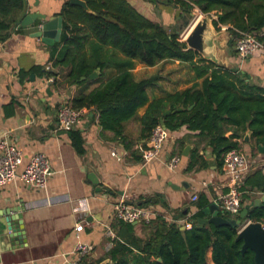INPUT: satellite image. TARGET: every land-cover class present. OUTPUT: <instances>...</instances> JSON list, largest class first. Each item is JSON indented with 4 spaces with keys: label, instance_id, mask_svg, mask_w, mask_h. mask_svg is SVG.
Returning a JSON list of instances; mask_svg holds the SVG:
<instances>
[{
    "label": "crops",
    "instance_id": "1",
    "mask_svg": "<svg viewBox=\"0 0 264 264\" xmlns=\"http://www.w3.org/2000/svg\"><path fill=\"white\" fill-rule=\"evenodd\" d=\"M64 1L25 0L23 16L32 13L43 14L46 19L61 16L59 13ZM128 1L135 9L167 29L183 25L181 11L163 4L162 0ZM192 11L197 15V8ZM41 22L35 20L33 28L18 25L22 30L12 31L0 43V139L13 141L22 151L19 172L35 153H43L51 168L44 189L29 186L18 178L0 187V264H60L73 260L76 223L83 225L79 239L91 246L93 258L104 256L115 240L113 207L120 200H125L129 205L147 207L149 220L155 215H162L167 220L178 222L185 221L197 211V200L192 199L194 195L206 194L209 202L204 208L211 203L217 204L221 194L226 191V176L208 138L198 131L186 126L168 131L157 158L143 165L142 150L147 141L138 139V135L141 126L139 118L144 114L146 105L138 110L137 118L124 124L125 133L132 142L130 150H126L112 132L102 130L95 109L84 110L83 121L77 127L83 139L84 151H76L69 135L58 127V105L79 93L90 92L120 70L114 66L97 68L96 77L89 79V82L55 88L45 79L43 70L51 59V47L58 42L49 46L33 36ZM185 31L181 34L182 38ZM226 42L225 32L222 44ZM85 51L92 56L89 46L85 47ZM117 56L123 57L121 54ZM263 56L264 50H258L245 61H240L238 57L235 60L227 48L218 53L222 63H231L240 69L248 65L256 72L257 63ZM165 65L175 68L165 75L162 70ZM130 72L136 81L155 75L159 77L156 83L147 87L149 100L161 97L166 92L185 90L195 82L192 73L179 61L161 62L151 67L135 61ZM64 73H60L61 80ZM230 134L228 132L226 136ZM247 134L249 137L245 140ZM238 142L239 149L247 156L248 173L264 165V158L257 155V147H253L254 141L249 132ZM194 152L200 156V161L206 162L205 168L196 170V166L187 170ZM174 156L179 161L173 169H169L167 163ZM89 173L96 176L95 185L90 182ZM20 213L26 244L14 248L9 240V224ZM203 214L204 218L210 216ZM140 222L137 221L135 225L137 235H141ZM188 224L184 226L190 227ZM108 229L112 230L114 237L108 236ZM104 262H108V259Z\"/></svg>",
    "mask_w": 264,
    "mask_h": 264
},
{
    "label": "trees",
    "instance_id": "2",
    "mask_svg": "<svg viewBox=\"0 0 264 264\" xmlns=\"http://www.w3.org/2000/svg\"><path fill=\"white\" fill-rule=\"evenodd\" d=\"M85 1L94 13L64 1L59 13L63 19L60 39L51 47L52 70H43V75L46 80L53 77L52 84L58 89L65 84L89 82V75L97 68L114 66L120 72L90 92L75 95L69 100L73 109H95L102 130L112 132L126 150L131 149L132 142L124 124L137 118L138 110L145 105L138 135L144 142L159 124L168 131L186 126L208 138L220 166L228 151L240 148L238 140L246 132L254 141L253 147H264V56L257 63L258 72L248 65L243 67V79L189 49L180 32L152 21L128 0ZM153 1L156 0L150 2ZM162 3L179 9L181 14L197 8L200 13L214 15L216 30L226 27L228 50L235 60V44L243 34H250L264 44V0H162ZM24 10L25 0H0V43L12 31L22 30L18 25ZM86 46L91 48L92 56L87 55ZM135 61L149 67L179 61L192 73L195 82L185 90L166 92L149 100L147 87L159 77L134 80L130 69ZM250 75L246 81L245 77ZM179 107L182 109L177 110ZM166 110L170 112L164 115ZM77 129L71 130L69 137L76 151L83 153V139ZM228 132L230 136H226ZM199 158L192 153L187 170L196 166V170L205 168L206 162ZM240 190L242 208L255 196L264 194V165L246 174ZM196 200L197 211L183 222L167 220L162 215L142 220L141 235H137L132 222L115 219L112 248L100 258H93L89 252L77 264H258L250 249L241 251L243 241L237 239L239 227L200 222L209 200L205 193H200ZM246 221L264 223V202L249 209ZM185 223L190 227L181 230Z\"/></svg>",
    "mask_w": 264,
    "mask_h": 264
},
{
    "label": "built area",
    "instance_id": "3",
    "mask_svg": "<svg viewBox=\"0 0 264 264\" xmlns=\"http://www.w3.org/2000/svg\"><path fill=\"white\" fill-rule=\"evenodd\" d=\"M41 25H38L40 27ZM237 57L240 61H245L258 50H264L254 36L243 34L235 44ZM45 70H52V62L49 61ZM53 82V77L48 79ZM84 117V110H75L71 107L69 100L61 101L57 107V123L59 129L71 131L81 125ZM168 130L162 124L155 126L147 140L145 148L142 150V163L146 165L154 161L167 138ZM23 153L13 141L6 138L0 139V187L6 186L16 178L37 189H44L47 184L51 168L48 158L43 153H35L28 159V162L18 171ZM177 156L172 157L167 166L173 169L178 163ZM222 171L226 176V191L221 194L217 203L218 211L222 216L236 218L242 209L240 190L246 174L248 173L247 156L240 149L228 151L222 160ZM193 200L197 196L192 197ZM219 213V214H220ZM150 211L147 207H137L129 205L125 200H120L113 207V217L117 220L127 222L148 221ZM189 225V224H188ZM83 230L81 223L75 224L76 242L73 248V260L63 261L60 264H77V260L90 252L91 246L79 239V233ZM107 234L114 237L112 230L108 229Z\"/></svg>",
    "mask_w": 264,
    "mask_h": 264
},
{
    "label": "water",
    "instance_id": "4",
    "mask_svg": "<svg viewBox=\"0 0 264 264\" xmlns=\"http://www.w3.org/2000/svg\"><path fill=\"white\" fill-rule=\"evenodd\" d=\"M70 4L81 7L87 13H94L85 0H69ZM183 18V25L176 26L172 31H177L176 29L184 32L185 35L183 41L186 43L189 49L196 51L204 59L211 61L219 66L230 69L232 72H236L238 76L244 79V71L240 69L237 65L225 64L220 61L218 58V53L220 50L228 49L229 47V35L226 29L216 30L213 26V17L209 14L200 13L198 19H195V14L193 11L181 14ZM42 21L40 27L37 26V31L33 33L34 37L40 38L41 41L49 46H52L55 42H58L60 39L62 31V17L55 16L49 19H46L43 14H26L20 20L21 27H34V21ZM190 20H194L190 23ZM227 33V42L223 43L224 34ZM98 73V69L94 70L90 75L89 79H94ZM251 77H245L246 81H249ZM84 79V78H82ZM179 107L177 110H181ZM170 110H166L164 115L168 114ZM91 115V114H90ZM163 125V124H162ZM164 126V125H163ZM165 127V126H164ZM70 136V131H63ZM249 134L246 135L245 140H248ZM260 152H264V147L261 145L258 146ZM90 182L95 185L97 183V178L94 174L89 173ZM264 202V194L260 197L253 199L251 202L246 204L240 211L238 217H225L219 214L217 204L211 203L206 208L203 209V212L207 215H210L208 218L200 219L201 223H213L215 225L227 224L231 226L239 227L237 234V239L243 241L241 251L244 252L247 249H250L253 252L254 260L258 264H264V223L262 222H252L246 221V216L249 209L253 206H259ZM133 225H136L137 222H133ZM181 230L185 229V226L180 227ZM9 240L12 247H19L26 244V236L24 233V226L22 220V213H20L17 219H14L12 223L9 224ZM160 260V259H158Z\"/></svg>",
    "mask_w": 264,
    "mask_h": 264
},
{
    "label": "rangeland",
    "instance_id": "5",
    "mask_svg": "<svg viewBox=\"0 0 264 264\" xmlns=\"http://www.w3.org/2000/svg\"><path fill=\"white\" fill-rule=\"evenodd\" d=\"M199 12H200V11L198 10L197 15H196V13H195V17L197 16V19H198V17L200 16ZM211 17L214 18L215 16H214V15H211ZM193 21H194V20H190V23H192ZM221 29H222V28H221ZM181 34H182V32H180V37L182 36ZM181 39L183 40L182 37H181ZM254 53H255V52H254ZM163 67H164V68H162V70L164 71V74H165V75H167V74H166L167 72H169L170 70H172V69L175 68V67H171V66H169V65H165V66H163ZM256 152H257V155H259L260 158H262V159L264 158V152H260L258 148L256 149ZM209 254H210V251L208 252V258H209Z\"/></svg>",
    "mask_w": 264,
    "mask_h": 264
}]
</instances>
